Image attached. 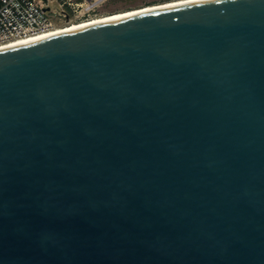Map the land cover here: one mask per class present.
<instances>
[{
    "label": "water",
    "instance_id": "water-1",
    "mask_svg": "<svg viewBox=\"0 0 264 264\" xmlns=\"http://www.w3.org/2000/svg\"><path fill=\"white\" fill-rule=\"evenodd\" d=\"M0 264H264V0L1 49Z\"/></svg>",
    "mask_w": 264,
    "mask_h": 264
},
{
    "label": "built area",
    "instance_id": "built-area-1",
    "mask_svg": "<svg viewBox=\"0 0 264 264\" xmlns=\"http://www.w3.org/2000/svg\"><path fill=\"white\" fill-rule=\"evenodd\" d=\"M104 1L0 0V46L18 38L97 17L91 14Z\"/></svg>",
    "mask_w": 264,
    "mask_h": 264
},
{
    "label": "bare ground",
    "instance_id": "bare-ground-1",
    "mask_svg": "<svg viewBox=\"0 0 264 264\" xmlns=\"http://www.w3.org/2000/svg\"><path fill=\"white\" fill-rule=\"evenodd\" d=\"M188 1H193V0L168 1L165 3L156 4V5H148V6H144V7H140V8L130 9L127 11H122V12H117V13H113V14H109V15H104V16H100V17L89 19V20L81 21V22H78V23H75L72 25L64 26V27L52 28L50 30H47V31L39 33V34H35V35L29 36V37H23V38H18V39L12 40V41L0 46V50L7 47V46L15 45L18 43H22V42H26V41H30V40H34V39H40L42 37H45V36H48L51 34L63 32L66 30L77 28V27H82V26H86V25H90V24H94V23L112 20V19L127 16V15L135 14L138 12L147 11L150 9H156V8H160V7L171 6V5L184 3V2H188Z\"/></svg>",
    "mask_w": 264,
    "mask_h": 264
},
{
    "label": "rangeland",
    "instance_id": "rangeland-1",
    "mask_svg": "<svg viewBox=\"0 0 264 264\" xmlns=\"http://www.w3.org/2000/svg\"><path fill=\"white\" fill-rule=\"evenodd\" d=\"M174 0H105L97 17ZM96 18V17H93ZM81 22V21H78Z\"/></svg>",
    "mask_w": 264,
    "mask_h": 264
},
{
    "label": "flooded vegetation",
    "instance_id": "flooded-vegetation-1",
    "mask_svg": "<svg viewBox=\"0 0 264 264\" xmlns=\"http://www.w3.org/2000/svg\"><path fill=\"white\" fill-rule=\"evenodd\" d=\"M98 13H100V8H98V9H96L94 12H92V16H98ZM86 18H87V16H86ZM82 19H84V18H82Z\"/></svg>",
    "mask_w": 264,
    "mask_h": 264
}]
</instances>
